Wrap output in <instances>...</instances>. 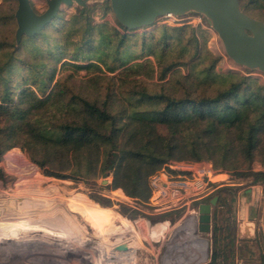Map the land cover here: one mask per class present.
<instances>
[{
  "label": "trees",
  "instance_id": "1",
  "mask_svg": "<svg viewBox=\"0 0 264 264\" xmlns=\"http://www.w3.org/2000/svg\"><path fill=\"white\" fill-rule=\"evenodd\" d=\"M11 2L14 8L0 20H14L16 0ZM239 4L264 21V0ZM87 13L68 20L58 14L18 45L0 41V158L19 147L43 174L58 169L95 179L109 171L105 188L141 204L150 197L149 178L175 162L206 161L221 173L264 183V84L216 73L218 58L201 68L210 54L199 28L157 25L137 33L117 21L93 23ZM254 162L262 170L253 171ZM213 196L218 200L206 264H233V223L219 215L231 213L236 188H218L204 201ZM92 199L111 205L104 197Z\"/></svg>",
  "mask_w": 264,
  "mask_h": 264
},
{
  "label": "rangeland",
  "instance_id": "2",
  "mask_svg": "<svg viewBox=\"0 0 264 264\" xmlns=\"http://www.w3.org/2000/svg\"><path fill=\"white\" fill-rule=\"evenodd\" d=\"M107 3L108 2H90L85 8L76 6L69 9L63 8L59 15H64V19L68 20L80 10L87 9V14L93 23L107 21L111 25H114V21L116 20L112 12L109 13L106 11ZM31 5L37 14L44 12L46 9L44 0H31ZM12 7L14 8V5L11 0H0V18L4 15H8L7 13ZM253 18L261 20L256 17ZM157 25H168L170 27L188 26L192 29L199 28L203 30L207 35L206 50L209 52L210 56L207 61L202 63L200 66L201 68L209 66L214 58H218L214 69L216 73L233 72L258 79L261 84H264L263 74L255 70H247L239 67L226 56L219 38L203 16L195 13H188L180 17H161L152 26L138 29L137 33L151 31ZM15 29L16 24L14 20H0V41H4L8 44L12 43L14 41ZM199 44H201V40H199ZM147 59L155 64V60L152 57H148ZM56 72H59V66ZM180 72L186 75V69L184 67L180 68ZM19 73L24 74L23 71ZM84 74V72H80V76H84ZM57 78L58 75H55L49 87L50 89ZM168 79L167 75L165 81ZM152 82H157L156 77L153 78ZM50 89H48L46 93H48ZM20 160L23 163H21ZM251 168L253 171L262 170L258 162H254ZM217 172L218 175H220L218 176L219 178L217 177L216 179H226V182L218 188L224 186L236 188V202L231 208V213L229 214L226 210H221V214L219 215L221 221L224 217H229L233 223V232L235 235L233 264H264V238L258 218L261 217L260 210L263 209L264 199L260 201V206L258 205L257 208L258 216L256 217V221H254V231L251 239L246 240L242 235L241 229L242 224H246L249 221L248 210L249 207H251L245 203L243 194L247 190H252L254 192L255 189L258 188L259 195L262 191L261 194L263 196L264 183L255 185L252 183V177L250 176L237 177L234 174L228 175L219 171ZM104 173L95 179H81L69 175L68 171L58 169L51 170L48 174H43L37 165L30 161L19 147H14L5 152L0 158V200L4 201L0 204L1 207H6L5 205L7 204L5 200L10 202L14 195H18L21 192L45 189L49 186L54 187L58 189L64 199L72 205L73 215L84 227L87 240L82 244H77L75 240L74 242L71 241L69 243L59 244L60 242L56 240L57 238H40V233H46L52 237L54 235L52 229H36L31 239L27 241L0 237V264H95L96 262L94 259H98L99 257L100 264H121L119 257L112 256L113 254L111 253L113 250L118 249L117 245L119 242L123 243L129 241L132 235L134 236V240H136V244L132 254L127 255L128 258L132 257V260H130L131 264L208 263L211 254L212 234L211 232L206 234L198 231V214L196 209L194 212L179 210L167 214H156L153 209L148 206L149 200L147 203L141 204L137 200L128 198L123 192L126 199H119L114 196L113 192L120 189L114 191L106 189L105 186L110 183L111 178L109 176L106 179L107 183H104ZM49 174L63 176L70 181L62 182L60 180H55L51 178ZM83 195L92 203L87 202ZM96 195L109 199L111 205L109 207L100 206L92 199ZM207 202L208 200L203 203ZM123 208L128 209L126 215L121 213ZM132 211L137 212L133 215V218H131V214H133ZM116 215L128 220L132 224L134 232H128L122 236H112L98 245V240L96 238L94 239L92 234L97 230L98 226L96 227L94 224L91 225L92 222L88 221L86 216H91L95 220L108 218L110 220ZM165 221L168 222L167 229L161 235L154 237L152 228ZM212 224L211 215V231ZM95 227L96 229L94 230ZM113 228L115 232H119L118 225H115ZM151 230L153 233H150ZM127 236L130 237L128 238ZM41 239H44V241ZM130 251L129 249L124 253ZM107 254L110 255L108 256Z\"/></svg>",
  "mask_w": 264,
  "mask_h": 264
},
{
  "label": "water",
  "instance_id": "3",
  "mask_svg": "<svg viewBox=\"0 0 264 264\" xmlns=\"http://www.w3.org/2000/svg\"><path fill=\"white\" fill-rule=\"evenodd\" d=\"M90 2H108L115 20L127 30L152 26L159 18L180 17L188 13L203 16L219 38L226 56L237 66L264 75V22L249 17L240 8L239 0H44L46 9L37 14L31 0H16L14 21L15 45L23 36L32 37L48 25L63 8H85ZM110 176L104 173V183ZM250 205L248 223L242 224V235L251 239L257 217L259 189L244 192ZM218 198L198 205V231L211 232L212 210ZM120 249V247H118Z\"/></svg>",
  "mask_w": 264,
  "mask_h": 264
},
{
  "label": "bare ground",
  "instance_id": "4",
  "mask_svg": "<svg viewBox=\"0 0 264 264\" xmlns=\"http://www.w3.org/2000/svg\"><path fill=\"white\" fill-rule=\"evenodd\" d=\"M216 178L214 180H219ZM113 195L119 199H126L120 190L113 192ZM2 201L0 200V204ZM5 202L7 204H4L6 207H1L0 205V237L27 241L31 239L36 229H52L54 234L52 237L46 233H40V238H57L56 240L60 242L59 244L74 242V240L77 244H82L87 240L84 227L73 215L72 205L54 187L49 186L45 189L21 192L18 195H14L10 202L6 200ZM86 218L92 222L91 225L98 226L97 230L92 233L94 239L98 240V245L112 236H122L128 232H134L132 224L125 218L120 220L119 232H115L113 222L109 218L99 220H95L91 216H86ZM163 223L167 224L166 230L168 222ZM41 240L44 241V239ZM123 243L119 242L117 247H120V249L113 250L111 254H113L112 256H118L121 264H131L130 260H132V257L128 258L127 255L132 254L136 240H134L132 235L129 241ZM129 249L131 250L130 252L124 253ZM99 258L94 259L98 264L101 263Z\"/></svg>",
  "mask_w": 264,
  "mask_h": 264
},
{
  "label": "built area",
  "instance_id": "5",
  "mask_svg": "<svg viewBox=\"0 0 264 264\" xmlns=\"http://www.w3.org/2000/svg\"><path fill=\"white\" fill-rule=\"evenodd\" d=\"M219 175L213 165L206 161L170 163L149 179L148 206L156 214L179 210L194 212L200 203L226 182V179L214 180ZM261 193L258 205L264 199ZM260 227L264 238V206Z\"/></svg>",
  "mask_w": 264,
  "mask_h": 264
},
{
  "label": "crops",
  "instance_id": "6",
  "mask_svg": "<svg viewBox=\"0 0 264 264\" xmlns=\"http://www.w3.org/2000/svg\"><path fill=\"white\" fill-rule=\"evenodd\" d=\"M121 191V190H120ZM122 192V191H121ZM123 194V193H122ZM260 206V205H259ZM262 213H263V209H261L260 210V214L262 215ZM257 216H258V214H257ZM121 218H123V217H121V216H119V215H116V216H114V217H112L111 218V220H112V222H113V227L115 226V225H118V227L120 228V220H121ZM259 218V221H260V217H258ZM255 221H256V219H255ZM165 222H167V221H165ZM167 226V224H165V223H161V224H157L155 227H153L152 228V230L154 231V233H153V231L151 230L150 231V233H153V236L154 237H157V236H159V235H161L164 231H165V227ZM152 235V234H151ZM208 261V260H207ZM206 261V262H207ZM205 262V263H206Z\"/></svg>",
  "mask_w": 264,
  "mask_h": 264
}]
</instances>
